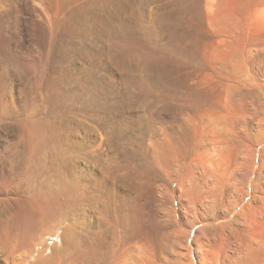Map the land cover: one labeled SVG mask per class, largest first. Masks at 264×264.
Wrapping results in <instances>:
<instances>
[{
  "label": "rangeland",
  "instance_id": "obj_1",
  "mask_svg": "<svg viewBox=\"0 0 264 264\" xmlns=\"http://www.w3.org/2000/svg\"><path fill=\"white\" fill-rule=\"evenodd\" d=\"M237 235L264 238V0H0V264H216Z\"/></svg>",
  "mask_w": 264,
  "mask_h": 264
},
{
  "label": "bare ground",
  "instance_id": "obj_2",
  "mask_svg": "<svg viewBox=\"0 0 264 264\" xmlns=\"http://www.w3.org/2000/svg\"><path fill=\"white\" fill-rule=\"evenodd\" d=\"M13 201L14 213L6 229L8 244L12 241H19L28 236L35 225V221L32 217V212L29 208L31 202L29 200H22L19 197H15ZM230 239L231 237L229 238V240ZM101 244L102 242L99 243L91 251H84L81 256L89 264H107V251L106 248L103 249L100 247ZM99 247L101 249H98ZM223 247L226 248L222 250V255L221 257H219L220 262L218 261L217 263L216 261V264H264V238L262 241H260L259 239H256L254 237L237 235L235 239H233L229 242L228 245H224ZM28 252L29 248L25 247L24 252H20L21 255L16 256L13 264H47L52 257L51 252H49V254H46L45 256H40L38 258L36 257L32 261H28L26 260ZM116 264L125 263L119 261Z\"/></svg>",
  "mask_w": 264,
  "mask_h": 264
}]
</instances>
